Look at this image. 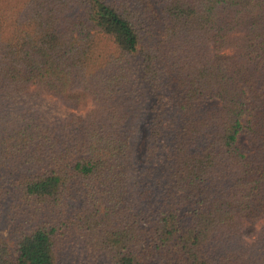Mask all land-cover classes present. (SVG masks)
I'll return each instance as SVG.
<instances>
[{
  "label": "trees",
  "instance_id": "1",
  "mask_svg": "<svg viewBox=\"0 0 264 264\" xmlns=\"http://www.w3.org/2000/svg\"><path fill=\"white\" fill-rule=\"evenodd\" d=\"M0 126V264H264V0H0Z\"/></svg>",
  "mask_w": 264,
  "mask_h": 264
},
{
  "label": "rangeland",
  "instance_id": "2",
  "mask_svg": "<svg viewBox=\"0 0 264 264\" xmlns=\"http://www.w3.org/2000/svg\"><path fill=\"white\" fill-rule=\"evenodd\" d=\"M93 102L89 101L86 106L79 107V108H72L65 104L63 100H59L56 97L53 96H47L46 100L42 104H36L32 108L31 111L34 112L39 109L42 111L45 123L49 126H56L61 124L66 118H68L71 114H76L80 116H85L88 111L93 109ZM14 114H17L14 111ZM3 127L0 126V131H2ZM241 143L246 144V139L244 136L241 137ZM258 228H264V221L258 225ZM4 234L8 239L11 238V230L10 227L6 226L4 229ZM256 241V238L254 239H248L245 242V248H249L253 245V243ZM95 258L91 255H82L78 249L74 251V254L71 256L70 259H68L67 264H94Z\"/></svg>",
  "mask_w": 264,
  "mask_h": 264
}]
</instances>
